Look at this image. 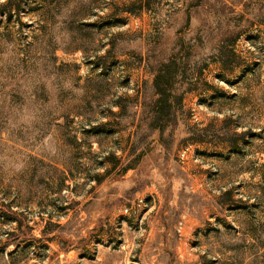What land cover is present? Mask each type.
I'll use <instances>...</instances> for the list:
<instances>
[{"label":"rangeland","instance_id":"374dc122","mask_svg":"<svg viewBox=\"0 0 264 264\" xmlns=\"http://www.w3.org/2000/svg\"><path fill=\"white\" fill-rule=\"evenodd\" d=\"M7 3L0 264H264V0Z\"/></svg>","mask_w":264,"mask_h":264},{"label":"trees","instance_id":"16d2710c","mask_svg":"<svg viewBox=\"0 0 264 264\" xmlns=\"http://www.w3.org/2000/svg\"><path fill=\"white\" fill-rule=\"evenodd\" d=\"M13 0H8V3L6 4V8L11 7ZM171 84L166 81L165 83H160L159 81H154V89H155V95L158 97L155 101L154 105L156 108V113L158 117V121L162 122L164 119V116H167L171 113V111L174 109L175 105L178 104V102H175V99L171 97ZM172 100V101H170ZM169 118V117H168ZM162 128V127H159Z\"/></svg>","mask_w":264,"mask_h":264},{"label":"built area","instance_id":"2783aa9c","mask_svg":"<svg viewBox=\"0 0 264 264\" xmlns=\"http://www.w3.org/2000/svg\"><path fill=\"white\" fill-rule=\"evenodd\" d=\"M142 204H143V201L140 200V201L137 202V204H135V206H136V207H140ZM124 212H125V213H128L129 210H128V209H125Z\"/></svg>","mask_w":264,"mask_h":264}]
</instances>
